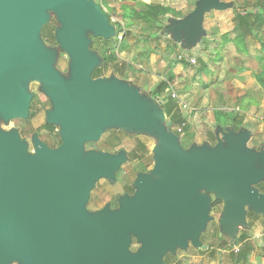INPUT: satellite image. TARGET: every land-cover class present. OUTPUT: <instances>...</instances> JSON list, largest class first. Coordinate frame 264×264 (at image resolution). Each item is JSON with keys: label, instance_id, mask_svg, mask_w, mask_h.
I'll list each match as a JSON object with an SVG mask.
<instances>
[{"label": "water", "instance_id": "1", "mask_svg": "<svg viewBox=\"0 0 264 264\" xmlns=\"http://www.w3.org/2000/svg\"><path fill=\"white\" fill-rule=\"evenodd\" d=\"M44 7L62 25L58 39L72 54L73 82L57 81L52 55L38 38L47 17ZM225 8L220 0H200L188 18L172 25L175 39L182 32L186 42L194 40L203 15ZM88 32L104 39L115 34L93 0H0L1 112L26 117L30 97L18 79L39 76L56 105L50 120H59L64 128L61 145L52 150L37 142L31 155L15 135H0V264L12 258L21 264H162L168 249L184 248L187 240L198 244L211 205L203 191H215L224 200L229 221L243 215L246 203L264 214V197L250 189L264 178V154L246 148L247 134H223L225 147L220 143L184 151L159 130L157 178L139 179L138 192L121 198L119 210L86 215L80 203L90 182L122 159L83 158L81 140L96 135V126L150 129L162 125L163 118L154 114L153 101L139 98L130 86L89 78L99 60L88 51ZM256 161L260 166L254 169ZM129 232L148 239L132 255L126 250Z\"/></svg>", "mask_w": 264, "mask_h": 264}, {"label": "rangeland", "instance_id": "2", "mask_svg": "<svg viewBox=\"0 0 264 264\" xmlns=\"http://www.w3.org/2000/svg\"><path fill=\"white\" fill-rule=\"evenodd\" d=\"M93 1L98 4L99 0ZM199 1L137 0L131 3L103 0V11L115 34L104 39L87 33L88 51L99 60L89 78L130 86L139 98L150 103L153 101L156 108L154 114L159 118L161 114L166 115L164 108L170 100L179 111L182 123L168 128L164 126L166 118L161 117L162 125L150 129L108 124L96 126L99 130L96 135L83 138L79 143L83 158L122 159L115 169L90 182L80 203L86 215L101 213L105 208L110 212L119 210L122 196L134 197L138 192L136 184L139 179L146 177L152 181L157 178L153 177V171L160 148L159 130L183 150L191 149L192 145L215 147L221 143L225 147L223 134H247L246 148L252 149L258 156L264 154V88L258 81L260 68L256 60L257 52L262 51L258 42L262 29L258 28L253 16L256 4L264 5V0H220L226 8L207 13L202 20L201 32L194 40L186 42L182 32L176 40L172 25L175 21L188 18ZM124 3L136 8L141 4H160L180 12L181 16L167 15L158 23L123 22L120 15ZM231 5L236 6V10ZM44 9L47 17L39 26L38 38L52 55L51 69L57 81L73 82L72 54L58 39L62 25L53 10ZM236 12L246 16L248 25L244 39L233 41L231 39L238 35ZM118 34L122 36L121 43ZM222 36H227L226 42ZM97 38L103 41L94 40ZM104 46L108 50L106 55L116 57L114 62H103L105 54L104 48H101ZM97 68H102L103 73L92 78ZM164 81L169 89L155 95L158 85ZM18 82L30 97L27 116L5 117L0 108V135L7 138L15 135L14 138L24 145L29 155L35 152L37 142L52 150L57 148L64 128L59 120H50L56 109L49 94L50 86L39 76L18 79ZM172 93L176 95L175 99L171 97ZM259 166V161L251 165L254 169ZM262 186L264 178L250 189L264 197ZM202 194L212 199L211 204L217 200L212 192ZM241 212L242 216L234 215L229 221L230 214L225 212L222 204L210 207L197 236L198 244L187 240L184 248L168 249L161 257L162 264L168 254L175 258L171 260L172 264H232L230 254L237 252L240 247L237 239L242 237L254 247L247 264H264V214L249 203L243 205ZM128 235L130 241L126 250L130 255L141 251L148 241L147 237L142 239L132 232ZM8 264L21 262L12 258ZM102 264L108 263L104 260Z\"/></svg>", "mask_w": 264, "mask_h": 264}, {"label": "trees", "instance_id": "3", "mask_svg": "<svg viewBox=\"0 0 264 264\" xmlns=\"http://www.w3.org/2000/svg\"><path fill=\"white\" fill-rule=\"evenodd\" d=\"M124 2H131L134 3L137 0H123ZM257 6L254 7L253 10V16L257 22L258 28L262 29V37L258 38V42L260 44L261 50L258 51L256 55V60L259 64L260 68V73L258 74V81L259 83L263 86L264 88V5L263 4H256ZM232 6V5H231ZM234 10H236V6H232ZM122 14L120 15L121 21L123 22H131V21H144V22H153V23H158L161 18L167 16V15H172L173 17H179L181 16L180 12L174 11L168 7L162 6L160 4H141L138 8L131 6L127 3H124L122 5ZM235 17L237 19V31L238 35L235 36L233 41L237 40H243L245 37V30H247V19L246 16H242L241 12H236ZM245 26V27H244ZM117 35V34H116ZM227 36H223L224 41L226 42ZM97 41H103L101 38L94 39ZM106 42V41H104ZM93 43V42H92ZM118 43V42H117ZM121 43V42H120ZM107 46L102 47L105 56L102 58L103 62L108 63V62H114L115 61V56L112 55H106L107 53ZM90 48L92 49V45H90ZM100 49V50H101ZM103 73L102 68H97L93 75L92 78H97L101 76ZM158 90L156 91L155 95H159L162 93L163 90H168V84L166 81L161 82L158 85ZM164 113L163 118H166L165 127H172V126H179L182 123V117L177 110L176 106H174V103H172L170 100L167 102L166 107L164 108ZM61 143V142H60ZM60 143H57V145H61ZM195 145H192V147ZM196 147V146H195ZM56 149V148H55ZM187 151V150H184ZM261 192L264 193V186L261 188ZM127 195V194H126ZM126 195L122 196L125 197ZM130 198V196H127ZM221 201L216 200L214 201L210 207L215 208L216 206L220 205ZM237 244L240 245L239 249L237 252H232L230 254V260L232 264H247L248 259L251 255L252 252H254V247L250 243H246L244 237L237 239ZM175 259L172 255L168 254L165 257V260L163 261L164 264H172L171 260Z\"/></svg>", "mask_w": 264, "mask_h": 264}, {"label": "crops", "instance_id": "4", "mask_svg": "<svg viewBox=\"0 0 264 264\" xmlns=\"http://www.w3.org/2000/svg\"><path fill=\"white\" fill-rule=\"evenodd\" d=\"M102 3H103V0H102ZM98 4H100L99 3V1H98ZM211 11H222V10H211ZM210 12V11H209ZM209 12H206L204 15H203V19H204V17H205V15L207 14V13H209ZM118 22H120L119 20H118ZM129 23V22H128ZM222 38H223V36H222ZM231 40H233V39H231ZM124 50V49H123ZM257 55V54H256ZM176 64H179V63H176ZM216 129H218L217 127H216ZM224 139V138H223ZM247 149H250V148H247ZM250 150H252V149H250ZM253 151V150H252ZM255 153V152H254ZM257 162V161H256ZM259 168V167H258ZM202 193H204V191L202 192ZM201 193V195H205L208 199H209V202H210V204H211V200L212 199H210V197L208 196V195H206V194H202ZM207 193V192H206ZM208 193H211V192H208ZM213 194H215V199H217L218 200V198H217V193L214 191V192H212ZM262 193V192H261ZM220 199V201H221V204L225 207V202H224V200L222 199V198H219ZM214 201H216V200H214Z\"/></svg>", "mask_w": 264, "mask_h": 264}, {"label": "built area", "instance_id": "5", "mask_svg": "<svg viewBox=\"0 0 264 264\" xmlns=\"http://www.w3.org/2000/svg\"><path fill=\"white\" fill-rule=\"evenodd\" d=\"M99 3H100V5H101V9L105 11V9H103V7H102V0H99ZM112 21H113V20H112ZM117 38H118V41L120 42L121 39H122V36H120V35L118 34ZM191 62L194 63L195 60H191ZM171 97H172L173 99H175V98H176V95H175L174 93H172Z\"/></svg>", "mask_w": 264, "mask_h": 264}]
</instances>
